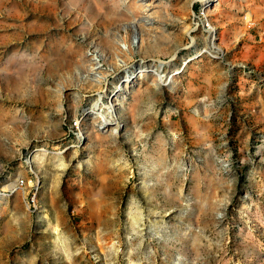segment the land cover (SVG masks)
<instances>
[{
    "label": "rangeland",
    "instance_id": "374dc122",
    "mask_svg": "<svg viewBox=\"0 0 264 264\" xmlns=\"http://www.w3.org/2000/svg\"><path fill=\"white\" fill-rule=\"evenodd\" d=\"M96 1L0 0V264H264V0Z\"/></svg>",
    "mask_w": 264,
    "mask_h": 264
},
{
    "label": "bare ground",
    "instance_id": "6f19581e",
    "mask_svg": "<svg viewBox=\"0 0 264 264\" xmlns=\"http://www.w3.org/2000/svg\"><path fill=\"white\" fill-rule=\"evenodd\" d=\"M203 1H204V5L208 6L210 4V1H212V0H202V2ZM96 2H98V0ZM198 18L202 22L203 26L207 27V31H208L209 35H211L210 46H208L205 50L200 51V54H203L206 52V53H209L211 55L218 56L222 50H221L220 45L218 44V41H217L218 38L216 35V29L211 25V23H210L209 19L207 18L206 14L204 13V11L201 12V15ZM177 58H179L178 55L175 56V59H177ZM190 62H191V60L185 62L184 65L187 66L188 63H190ZM167 67H168V63L161 62L158 69L155 72L158 75V77L160 78L161 82H163L165 84V86L173 88V85L176 84L175 83L177 80L176 77L178 75L182 74V70L177 69V70H174L173 72L167 73L166 72ZM140 73L144 74L145 71L142 70ZM108 121H110V120H108Z\"/></svg>",
    "mask_w": 264,
    "mask_h": 264
},
{
    "label": "built area",
    "instance_id": "2783aa9c",
    "mask_svg": "<svg viewBox=\"0 0 264 264\" xmlns=\"http://www.w3.org/2000/svg\"><path fill=\"white\" fill-rule=\"evenodd\" d=\"M197 24H199L200 25V23L198 22Z\"/></svg>",
    "mask_w": 264,
    "mask_h": 264
},
{
    "label": "trees",
    "instance_id": "16d2710c",
    "mask_svg": "<svg viewBox=\"0 0 264 264\" xmlns=\"http://www.w3.org/2000/svg\"><path fill=\"white\" fill-rule=\"evenodd\" d=\"M198 10V9H197Z\"/></svg>",
    "mask_w": 264,
    "mask_h": 264
}]
</instances>
